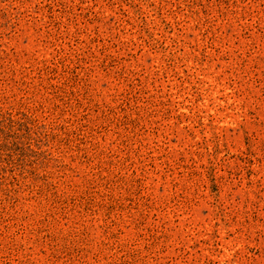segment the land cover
<instances>
[{
	"label": "rangeland",
	"instance_id": "374dc122",
	"mask_svg": "<svg viewBox=\"0 0 264 264\" xmlns=\"http://www.w3.org/2000/svg\"><path fill=\"white\" fill-rule=\"evenodd\" d=\"M0 264H264V0H0Z\"/></svg>",
	"mask_w": 264,
	"mask_h": 264
}]
</instances>
